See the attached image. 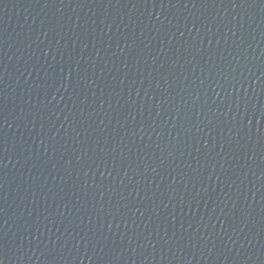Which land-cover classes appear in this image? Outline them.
<instances>
[{
    "label": "water",
    "instance_id": "1",
    "mask_svg": "<svg viewBox=\"0 0 264 264\" xmlns=\"http://www.w3.org/2000/svg\"><path fill=\"white\" fill-rule=\"evenodd\" d=\"M0 264H264V0H0Z\"/></svg>",
    "mask_w": 264,
    "mask_h": 264
}]
</instances>
